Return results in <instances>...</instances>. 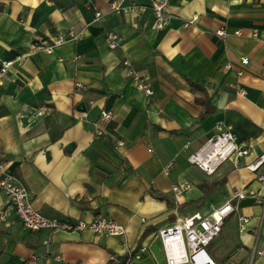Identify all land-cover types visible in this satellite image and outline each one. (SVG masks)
I'll return each instance as SVG.
<instances>
[{
	"label": "crops",
	"instance_id": "0c3cea01",
	"mask_svg": "<svg viewBox=\"0 0 264 264\" xmlns=\"http://www.w3.org/2000/svg\"><path fill=\"white\" fill-rule=\"evenodd\" d=\"M111 3L143 10L114 13ZM167 14L156 31L149 0H0V60L12 62L0 79V163L42 215H102L126 227L122 236L33 231L7 209L0 264H111V256L137 246L145 247L141 257L126 264H167L159 229L207 214L234 192L264 197V181L245 168L264 153V0H172ZM107 32L122 37L118 48L105 46ZM57 37L63 41L46 54L42 48ZM124 61L152 95L126 76ZM102 110L111 111L110 122L99 120ZM217 126L250 149L238 168L225 162L206 176L187 158ZM182 183L191 187L176 197L171 187ZM236 203L208 252L216 264H264V254L251 259L264 242L261 204ZM239 216L248 219L243 231Z\"/></svg>",
	"mask_w": 264,
	"mask_h": 264
},
{
	"label": "built area",
	"instance_id": "2783aa9c",
	"mask_svg": "<svg viewBox=\"0 0 264 264\" xmlns=\"http://www.w3.org/2000/svg\"><path fill=\"white\" fill-rule=\"evenodd\" d=\"M90 2L91 0H86ZM172 0H149V8L154 18V29L156 31L163 30L168 23L169 15L167 10ZM109 10L114 13H139L143 10L142 6L121 7L118 3H111ZM99 13L95 12L93 20L96 21ZM188 24H185L187 26ZM215 34L223 37L224 32L217 30ZM63 41L61 37H57L51 41V44L42 48L49 54L53 46ZM103 42L109 50L118 48L122 43V37L114 32H107L104 35ZM264 48V39H262ZM248 63L247 58L241 59V65ZM11 61L0 60V79L11 66ZM126 68V76L135 80L136 88L145 95H152V91L148 85L140 79H137L135 72L131 69L127 61L123 62ZM223 69H230V64L223 66ZM241 73H238L240 76ZM81 88L80 86H77ZM239 93L244 95L245 92L240 90ZM99 120L102 122H110L113 118L111 111L102 110L99 113ZM95 135L101 134L100 130H95ZM124 146L122 140L116 142L117 150H121ZM250 146L245 141H238L236 134L229 127L217 126L215 133L209 137L206 142L194 153L190 154L187 161L195 166L206 176H212L216 170L225 162H231L234 168H238L240 161L249 153ZM173 167V162H169L162 170V174L167 176ZM248 171L256 173L259 182L264 181V153L257 160L245 167ZM190 184L182 183L172 185L171 190L177 197L190 189ZM0 191L6 197V207L0 210V220H3L7 209H11L15 218L23 228L29 230H54L60 229L64 231H77L88 229L95 235L104 236H122L126 232L124 224L112 218L96 215L91 220L85 221L78 219L75 221L62 220L52 217H46L39 213L32 205L31 199L25 186L13 175L6 172L3 164L0 163ZM254 198L256 202L261 204L262 213H264V197H259L253 191L234 192L232 196L224 201L216 209L207 214L194 212L183 218L180 222L170 226L161 228L157 231L167 264H216L214 258L207 250L210 242L220 233L225 219L238 211L236 200L243 198ZM239 230L246 229L248 219L239 216ZM264 238V230H263ZM145 250L144 246L129 248L126 251L125 264L133 258H139ZM264 254V242L262 247L255 246L252 250L251 259L254 256ZM111 264L121 262L120 256H111Z\"/></svg>",
	"mask_w": 264,
	"mask_h": 264
},
{
	"label": "trees",
	"instance_id": "16d2710c",
	"mask_svg": "<svg viewBox=\"0 0 264 264\" xmlns=\"http://www.w3.org/2000/svg\"><path fill=\"white\" fill-rule=\"evenodd\" d=\"M192 89H193V90H197V91H199V92L201 93L202 96L205 95V91H204V89L201 88L200 86L196 85V84H192ZM196 102H198V103H199L200 105H202V106H204L205 103H206V102H204V100H196ZM207 114H209V112L207 111V108H205V111H204V115H203V116H205V115H207ZM219 183H223V182H219ZM219 183H214V184H212L210 190H212L213 188H215L216 186H218ZM125 259H126V256L123 255V256L121 257V262L118 263V264H125Z\"/></svg>",
	"mask_w": 264,
	"mask_h": 264
},
{
	"label": "rangeland",
	"instance_id": "374dc122",
	"mask_svg": "<svg viewBox=\"0 0 264 264\" xmlns=\"http://www.w3.org/2000/svg\"><path fill=\"white\" fill-rule=\"evenodd\" d=\"M214 198H219L217 195L214 197ZM230 219H231V217L230 218H228L227 219V221H230ZM210 245H211V242H210V244L206 247L207 248V250L210 248Z\"/></svg>",
	"mask_w": 264,
	"mask_h": 264
}]
</instances>
